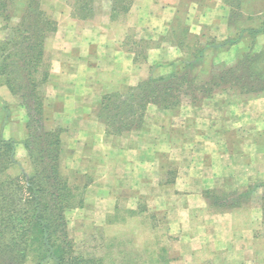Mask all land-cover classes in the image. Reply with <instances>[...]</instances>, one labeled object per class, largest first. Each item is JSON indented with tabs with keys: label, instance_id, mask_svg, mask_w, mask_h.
<instances>
[{
	"label": "rangeland",
	"instance_id": "rangeland-1",
	"mask_svg": "<svg viewBox=\"0 0 264 264\" xmlns=\"http://www.w3.org/2000/svg\"><path fill=\"white\" fill-rule=\"evenodd\" d=\"M3 1L7 3L8 10L4 14L9 13L11 19L9 22L0 19V46L1 42H10L13 38L12 27L18 24L30 0ZM31 2V9H35L37 14L32 13L33 19H29V23L45 27L46 24L40 22L48 16L57 21L58 29L47 35L45 62L38 66L39 73L35 74L41 100L39 107L34 98L19 96L29 94L31 89L23 86L26 76L18 71L19 67L9 76L17 89L22 86L18 94L10 91L9 84L0 75V114L3 116L0 138L9 134L8 123L13 118L24 121L25 128L29 123L37 136L32 138L30 150L24 145L27 129L25 139L21 141L5 137L14 138L18 143L12 145L13 150L7 148L5 154L8 158L15 152L13 161L5 159L9 161L6 166L0 163V182L17 177V183L23 187L8 184L0 189V221L6 218L8 221L11 217L17 226L20 219H24L25 214L22 213L27 205L26 197L22 196L27 179L24 175H33L35 183L41 186L48 184L54 193L61 187L60 180L55 179L51 172L52 159L45 157L44 163L41 159L36 162L39 164L30 159L31 153L36 157L49 155V151L44 153V150L50 149L48 145L57 136L60 141L57 147L60 150L58 169L61 178L67 179L71 205H66L69 200L63 202L58 198L55 205H66V208L58 210L52 207L51 210L57 213L55 219L60 222L52 240H58L68 253L66 264H219V258L224 261L222 255L216 262L212 258L203 260L201 254L196 261L177 254L176 242L171 235L167 236L169 229L162 223L163 211L156 212L164 208L160 200L145 196L138 201L129 202L128 199L120 204V209L114 210L108 192L103 194L98 190L101 186L107 187L106 180L108 173H112L113 161L108 164L104 161L103 164L100 159H84L91 148H85L77 138L81 134L89 136L97 130L91 135L92 141L86 139L87 145L96 142L98 137L103 149L105 142L119 147L122 138L142 129L144 122L121 133L113 127L108 133L104 114H100L103 96L135 89L152 75L159 77L169 73L171 64L178 61L197 64L196 59L202 55V63L196 65L201 79L192 82L195 94H181L178 100H173L178 103L169 108L155 103L148 105L155 108L149 116L152 122L162 121L163 133L166 130V133L172 132L180 138L176 142L180 154L169 160V143L164 142L158 162L181 173L180 178H185L194 162L192 177L200 180L203 179V167L222 169L226 163L222 159L230 154L233 160L236 159L233 168L239 173L225 177L227 186L222 185L224 188L210 192L195 188L196 202L185 196L190 187L182 185L179 196H174L176 206L192 207L194 203L193 212L201 213L203 217H214L217 221L224 215L230 216V212L239 207L259 208L257 213L264 217V0H133L130 10L117 13L115 19L110 16L111 0H97L96 13L89 19L73 15V0ZM140 9L141 15L138 13ZM252 54L256 58L252 72H258L254 80H220L225 69L236 67L244 56ZM61 60L65 61L61 63ZM213 67L219 68L214 78ZM46 70L49 76L45 81L43 73ZM234 72L237 76L241 74L240 71ZM52 74L53 78H50ZM216 79L219 86L211 83ZM189 85L188 82L184 84ZM202 85L204 90L200 91L198 88ZM96 90L98 95H94ZM39 108L42 113L37 112ZM82 119H94L97 123ZM152 122L150 128H154ZM44 130H50L56 136L44 139ZM183 135L191 139L192 146L196 148L193 153L187 152L186 140L181 139ZM236 148H241L242 152ZM252 153L256 156L253 159L249 157L248 162L250 164L253 160L261 172L249 176L248 183L236 186V182L247 178L242 169L246 170L248 159L243 156ZM192 155L194 159L190 161L187 156ZM92 184L98 186L97 190L89 189ZM197 227L191 224L192 230L201 234V226ZM180 236L176 237L180 239ZM26 247V256L20 258L22 264H56L58 253L54 251L55 245L44 259L39 240L29 241ZM15 255L10 256L15 258ZM235 258V255L229 260L226 257V264L227 261L237 264ZM16 259L2 257L0 261L14 264ZM72 260L75 261L72 263ZM245 264L260 263L254 255H247Z\"/></svg>",
	"mask_w": 264,
	"mask_h": 264
},
{
	"label": "trees",
	"instance_id": "trees-1",
	"mask_svg": "<svg viewBox=\"0 0 264 264\" xmlns=\"http://www.w3.org/2000/svg\"><path fill=\"white\" fill-rule=\"evenodd\" d=\"M96 1L97 0H73V15L81 19L92 18L96 13ZM111 1L112 12L110 16L111 18L115 19L118 16L117 13L121 11L128 12L130 10L133 0ZM70 4L71 3H69V5ZM32 5L33 2L30 0L29 4L24 10L23 15L20 18V21L16 26L12 27L14 36L11 41L1 42L2 45L0 46V50H2L3 54L0 55V57H2L0 62V75L4 77L6 83L9 84L8 86L10 87V91L12 93L17 91L16 94H18L20 93L18 90H20L22 86L17 89L14 86L13 79H10L9 76H11V73L15 71L16 67H19L18 71L24 72V75L26 76V83L23 86L29 88L31 87L29 94H19V96L26 99L34 98L39 107L41 105V100L37 92L35 74L39 73L38 66H42V63L45 62V42L46 38L48 37L47 35L50 32L57 31L58 23L57 21L50 19L48 16H45V19H41L40 22V24L45 23V27L36 24H30L29 19H33V14H37L35 9H31ZM6 8L7 3L3 0H0V19H2V21L9 22L11 15L9 13L4 14L8 12ZM52 23H54V25ZM202 58V55L200 58H197L196 63H202ZM197 64L178 61L174 64H171L172 70L169 73L159 77H154L152 75L148 78V81L138 85L135 89H129V91L126 93L112 92L104 95L102 106L100 108V114H104L107 132L110 133L111 128L113 127L115 128L116 132L121 133L124 130L133 129L134 127L138 126L143 120L147 106L151 103L169 108L170 106H175L178 103L177 101L173 100H178L181 94H195V89L192 88V82L201 79L199 78L201 75L197 73ZM252 66H256L255 54L246 55L241 59L236 67L227 68L224 71L222 69L223 73L219 78L221 81L225 82H229L230 79L234 78L239 82L252 81L254 80V75L257 76L258 73L256 70L255 72H252ZM218 69L219 68L217 67H213V78L216 77L215 71ZM234 70L236 72L240 71V76H237ZM47 72L48 71L46 70V72L43 73V79L45 78V81L47 80V76H49ZM247 73L248 75H246ZM185 82L190 83V85L184 86ZM216 82L217 79L211 83ZM216 85L219 86L220 83H216ZM203 87L204 86L202 85L198 89L200 91L201 89L204 90ZM169 99L170 102L166 103V101ZM37 112L42 113L40 108ZM109 113L111 114L108 115ZM26 129L27 134L24 145L28 150H30L32 138L37 136L34 132L35 128L29 123L26 124ZM43 132L44 133L42 136L44 139L49 137L54 138L56 136V133L54 136L53 132L50 130H44ZM56 138L57 139L53 140L48 145L50 149L44 150V153L49 151V155L43 154L41 157H36L31 153L30 159L34 163L37 161L40 162V159L42 163H44L43 161L45 157L52 159L54 164L52 166L51 172L54 174L55 179L57 177L60 180L59 184L61 187L56 189L57 193H54L51 192V186L48 184H43V186H41V184L34 182L35 177L33 175L29 177L24 175L27 178L25 188L24 190L22 189V196L26 197L25 202L27 203L22 213L25 214V217L24 219H20V222L17 224V226L15 225V222H12L13 220L11 217L8 218L10 223H8L7 218L6 220L2 219L0 221V259L2 257H12L14 260L17 258L14 264H22L20 258H24L26 256V246L28 245L29 241L37 239L40 242L41 255L43 256V259L48 257L49 250L52 249V245H55L56 249L54 251L56 254L58 253L56 264H66L65 260L68 253L62 246L59 245L58 240H52L53 237H55L54 234L58 231V227H60V222H57L55 219L57 218L55 216L57 214L55 213L56 210H51L52 207H57L58 210H63L66 208V205H71L70 193L68 192L69 195L67 193V179L61 178V174L58 169L60 150H57V147L60 145V141L57 136ZM17 143L18 142L14 138H5L1 136L0 163H4V166H6L9 161H13V158L15 157L14 152L10 157L5 158V154H7L6 152L8 151L7 148H11L13 150V146H16ZM5 159H8L9 161H6ZM1 172L2 170L0 169V173ZM18 181L19 178L17 177H10L8 180L6 179L0 182V189L7 186L8 184H16L17 186L23 187L22 184L17 183ZM7 197L8 196H5V198ZM58 198L63 202L67 200L69 201L66 205L62 204L63 206H56L55 203L59 202ZM1 210L2 209H0V211ZM25 219H27L26 222H24ZM14 253H16L15 258L14 256H10ZM74 261L75 260H72L71 262L73 263ZM0 264H5V262L0 261Z\"/></svg>",
	"mask_w": 264,
	"mask_h": 264
},
{
	"label": "crops",
	"instance_id": "crops-1",
	"mask_svg": "<svg viewBox=\"0 0 264 264\" xmlns=\"http://www.w3.org/2000/svg\"><path fill=\"white\" fill-rule=\"evenodd\" d=\"M138 13L141 15V9ZM77 60L80 61L78 58ZM63 61L65 60H61L60 62L63 63ZM54 65H56L55 61ZM50 78H53V74ZM95 93L98 95L99 91L96 90L94 95ZM149 107L147 106L144 113L142 120L144 125L142 129L122 138V144L119 147L105 142L106 146H109V148L104 146L106 157H104L105 152L98 141V137H96V142L87 145L88 141L93 140L91 135L95 134L97 130H94L89 136L81 134L77 138V142L84 143L85 148L89 146L91 148L90 153L84 156V159H100L103 164L104 161L107 164L113 161L112 164L114 165L111 167L112 173H108L106 180L108 185L106 188L103 186L98 188L96 184H92L89 189L95 191L98 188L99 192L103 194L107 191L108 199L112 201L114 210L117 207L120 209V204L123 201H127L128 199L129 202L138 201L142 196L163 202L164 208L155 211L157 214L159 211H163L162 223L166 224L169 229L167 236L171 235L172 239L175 240V246L178 247L176 249L178 251L177 254L185 255L187 260L193 259L196 261L200 258L201 254L203 260L212 258L217 262L219 256L222 255L221 257L224 258V261L219 258V264H226V257L229 260L231 256L235 255L237 256L235 258L238 261L237 264H245L246 256L254 255L258 263L264 264V217L257 213L259 208L250 207L248 209L239 207L231 211L230 216L224 215L217 221L214 217H203L201 213L193 212L195 210L194 203L192 207L189 205L176 206V200L174 199V196H179L178 192L182 185L192 188V190L190 188L187 190L188 194H185V196L192 198L196 202V194L193 193L195 188L208 192L219 187L224 188L222 185L227 186L225 177L230 178V175H237L239 173L237 172L238 170L233 168L236 164V159L233 160L230 154H227V157L222 159L226 160L225 166L222 165V169L210 166L203 167V179L200 180L192 177L194 176L195 164L193 162L191 163V168L188 169V175L186 174L185 178H180L181 173H178V171L174 172L173 168H169L167 164L164 165L158 162V156L161 154V146L164 142L169 143V160H173L174 157L180 154L179 147L176 145V142L180 138L172 132L166 133V130L163 133V122L158 121V119L152 122L149 116H152L151 112L155 108L151 109ZM46 110L49 111V107L46 106ZM155 112L157 113V110ZM2 117V114H0V125ZM82 120L93 121L94 124L96 122L94 119ZM150 122H152V127L154 128H150ZM8 126L10 132L5 137H15L20 141L25 139L26 128L24 121L13 118V121L8 123ZM163 137H166V139ZM181 139L186 140L187 152L193 153L196 150L187 135H183ZM235 150L242 152L241 148H236ZM255 156L256 154L254 153L243 156V158L248 159L245 164L246 170L243 171L242 169V173L247 178L236 182V186L248 183L249 176L259 175L261 172L259 168L257 169V164H253V160L251 161L250 159V164L248 162L249 157L253 159ZM187 157L188 159L190 158V161L194 159L193 155ZM182 160H184L183 157ZM187 163H189L188 160ZM188 213L189 215H187ZM192 223L195 228H198L197 225L201 226L199 228L202 229L201 234L192 230ZM177 235H181L180 239L176 237ZM174 253V250H172L173 255ZM227 264H229L228 261Z\"/></svg>",
	"mask_w": 264,
	"mask_h": 264
}]
</instances>
